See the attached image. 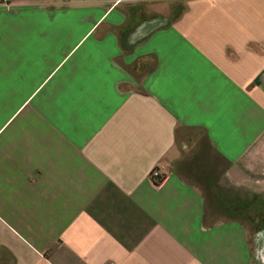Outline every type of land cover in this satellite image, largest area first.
Here are the masks:
<instances>
[{"label":"crops","instance_id":"crops-1","mask_svg":"<svg viewBox=\"0 0 264 264\" xmlns=\"http://www.w3.org/2000/svg\"><path fill=\"white\" fill-rule=\"evenodd\" d=\"M0 264H264V0H0Z\"/></svg>","mask_w":264,"mask_h":264},{"label":"built area","instance_id":"built-area-1","mask_svg":"<svg viewBox=\"0 0 264 264\" xmlns=\"http://www.w3.org/2000/svg\"><path fill=\"white\" fill-rule=\"evenodd\" d=\"M150 178L155 185H161L168 178V174L165 172V167L159 166L155 168L151 172Z\"/></svg>","mask_w":264,"mask_h":264}]
</instances>
